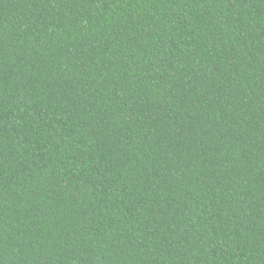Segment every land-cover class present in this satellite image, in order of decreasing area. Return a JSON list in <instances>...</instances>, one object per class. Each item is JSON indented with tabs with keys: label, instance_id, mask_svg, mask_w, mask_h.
Here are the masks:
<instances>
[{
	"label": "trees",
	"instance_id": "1",
	"mask_svg": "<svg viewBox=\"0 0 264 264\" xmlns=\"http://www.w3.org/2000/svg\"><path fill=\"white\" fill-rule=\"evenodd\" d=\"M0 264H264V0H0Z\"/></svg>",
	"mask_w": 264,
	"mask_h": 264
}]
</instances>
